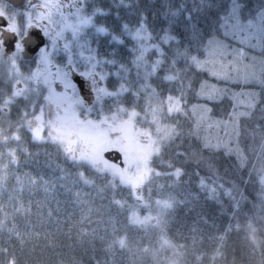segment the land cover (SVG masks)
Wrapping results in <instances>:
<instances>
[{"label":"trees","instance_id":"1","mask_svg":"<svg viewBox=\"0 0 264 264\" xmlns=\"http://www.w3.org/2000/svg\"><path fill=\"white\" fill-rule=\"evenodd\" d=\"M96 2L109 30L100 41L104 56L133 69L135 56L108 48L111 37L121 38L111 44L136 46L131 31L144 30L161 47L151 82L161 96L181 102L170 119L173 133L148 159L153 175L136 201L114 175L70 157L60 141L34 139L22 127L29 112H1L10 92L3 67L0 264H264V0ZM89 4L92 16L94 0ZM236 20L261 25L258 81L217 83L210 118L240 116L235 143L210 148L195 127L193 109L209 75L196 62L213 41L228 39ZM243 91L257 94L252 107L236 105ZM137 213L151 220L138 224Z\"/></svg>","mask_w":264,"mask_h":264},{"label":"rangeland","instance_id":"2","mask_svg":"<svg viewBox=\"0 0 264 264\" xmlns=\"http://www.w3.org/2000/svg\"><path fill=\"white\" fill-rule=\"evenodd\" d=\"M92 12H94L95 17H90L89 21L79 23L78 28L82 30L85 26H95L100 31V35H103L101 39L108 37L109 30L102 27L99 20L101 10L98 4L93 6ZM143 31H131L127 34L131 44L138 46L136 49L133 48L134 45L130 46V50L134 52L132 58L135 56L137 61L133 69L125 67L124 63L117 67L118 63L114 64L109 61V64L115 69L116 75L113 76L115 82H125V77L130 76L131 82L138 81L139 83L132 89L135 94L131 93L129 95L135 103V105H132L131 112L133 114H130L128 106L122 103L125 98L102 99L99 105L91 110L92 112H86L76 100L68 102L64 113L52 112L51 106L45 100L44 112H40L38 115L31 112L32 117L27 119L25 126H22L31 134L33 133L34 139L39 141L47 138L59 141V136L56 134L58 132L55 129L62 131L65 142L61 141V144L65 151L70 153V157L76 160L86 159L88 164L97 171L114 175L127 186L130 195L136 201L144 199L142 195L143 185L153 175L148 159L158 154L159 149L169 141L170 134L173 133L170 119L181 111V102L178 97H173L170 94L161 96L151 82L152 76L160 68L162 61L161 47L150 43L151 38L149 35L143 34ZM92 34L93 32L89 30L77 41L78 44L84 45L83 50L87 51V54L95 53L92 40L97 39L98 36L94 34L92 37ZM262 36L263 32L259 23L249 21L242 23L236 20V24L230 29L228 39L213 41L206 48V57L196 62L197 67L207 71L209 75L208 79L202 82L199 88L201 103L193 109L195 127L197 133L200 134V138L210 148L221 147L227 150L235 143L238 134L237 122L240 116L239 113L235 112L233 113L234 119L227 121L212 120L210 118V106L220 90L217 83L222 81L249 84L258 81L257 70L260 68L261 62L254 51L260 50ZM111 39L121 43V38L113 37ZM142 41L146 43L143 44ZM102 57L107 58L106 56ZM42 71L49 76L53 74L49 73L51 72L49 68L44 69L41 67ZM36 74L38 77V71ZM33 76L34 73L30 77ZM110 78H112L111 74H109ZM16 86L17 84L14 88L17 93L19 91ZM40 86L42 85H31L29 83L26 85L27 90L24 95L28 102H33L34 93L39 92ZM238 94L237 106L252 107L257 102L255 101L257 94L254 92L243 91ZM109 100H112V105H110ZM4 108L10 109L11 106L8 103L4 105ZM96 108L100 109L101 114H103L102 111L114 112L117 114L116 121L113 122V117L107 113V116L104 115L106 117L102 115L100 119ZM113 124L117 126L113 127ZM84 133L94 136V141H97V146H95L97 149L92 143H82L80 138H85L82 136ZM109 139L120 142L127 140L130 145L128 151L142 150L146 153L137 154L133 152L128 155V165L125 171L121 168H115L103 159L101 151L112 145ZM92 157H96V159ZM134 219L138 224L148 223L151 220V214L145 216V214L140 215L137 213Z\"/></svg>","mask_w":264,"mask_h":264},{"label":"flooded vegetation","instance_id":"3","mask_svg":"<svg viewBox=\"0 0 264 264\" xmlns=\"http://www.w3.org/2000/svg\"><path fill=\"white\" fill-rule=\"evenodd\" d=\"M95 1L94 5H97ZM0 13L10 16V30L0 29V72L1 69L6 68L10 92L5 104L9 103L11 106L10 109L4 108V104L1 112H44L45 100L51 106L52 112L64 113L68 102L76 100L86 112H92L91 110L97 107L102 99L125 98L122 103L128 106L130 114L133 113L131 112L133 106L129 103L131 99L129 95L133 93L131 82L128 85L125 79V82L113 80V76L116 75L115 69L109 64V60L102 57L100 31L95 26H85L82 30L78 28L79 23L95 17L94 12L91 16L89 0H25L20 7H15L6 0H0ZM89 30L93 32L92 36L94 34L98 36L93 40L94 54H87V51L83 50L84 45L77 43L78 38ZM31 32L43 34L45 47L39 49L33 57L27 58L24 41ZM11 41L14 42V50L8 53V45ZM109 48L110 50L130 49L122 45H112ZM41 67L51 69L49 73L53 74L49 76L41 72ZM33 73L34 76L30 77ZM109 74L112 76L110 79ZM29 80L31 81L28 82ZM28 83L43 86H40L38 93H34L33 102H28L24 95ZM14 84H17L19 91L17 93ZM112 100H109L110 105L113 104ZM97 112L100 119L102 115L106 117L107 113L113 117V122L116 121L117 114L114 112L102 111L101 114L100 109H97ZM116 126L113 124V127ZM55 131L58 132L56 133L59 136L58 140L65 142L62 137L64 133L57 129ZM82 136L85 137L80 138L82 143L88 142L94 147L97 146L94 136H89L87 133ZM110 142L112 145L102 151L103 159L124 171L128 165V155L133 152L144 153L142 150L128 151L130 145L127 140L121 142L110 140ZM107 152H109L108 157L104 158Z\"/></svg>","mask_w":264,"mask_h":264},{"label":"water","instance_id":"4","mask_svg":"<svg viewBox=\"0 0 264 264\" xmlns=\"http://www.w3.org/2000/svg\"><path fill=\"white\" fill-rule=\"evenodd\" d=\"M7 2L11 3L15 7H20L25 0H6ZM39 33L35 34L34 32H31L29 36L26 38L24 41L25 44V55H27V58L33 57L39 50H34L36 46V35ZM45 43V42H44ZM8 53H11L14 50V42L11 41L10 44L8 45ZM118 161V160H117Z\"/></svg>","mask_w":264,"mask_h":264},{"label":"snow or ice","instance_id":"5","mask_svg":"<svg viewBox=\"0 0 264 264\" xmlns=\"http://www.w3.org/2000/svg\"><path fill=\"white\" fill-rule=\"evenodd\" d=\"M9 20H10V16L6 13H0V29H2L3 31H9ZM36 39V46L34 50H39L45 47L44 45V39L45 37L43 36V34H38L35 37Z\"/></svg>","mask_w":264,"mask_h":264}]
</instances>
